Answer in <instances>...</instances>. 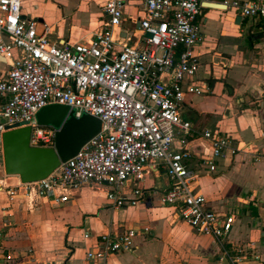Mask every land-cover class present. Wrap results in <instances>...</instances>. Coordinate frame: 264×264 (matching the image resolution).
<instances>
[{
  "label": "built area",
  "instance_id": "1",
  "mask_svg": "<svg viewBox=\"0 0 264 264\" xmlns=\"http://www.w3.org/2000/svg\"><path fill=\"white\" fill-rule=\"evenodd\" d=\"M142 1L137 43L118 45L115 32L122 26L124 0H103L100 28L88 41L76 43L51 42L50 27L25 18L20 0H0V60L8 66L0 78V192L22 197L28 207L42 200L60 207L70 202L74 191L107 187L108 206L117 211L137 207L148 193L141 186L145 177L161 168L169 186L152 192L159 203L172 207L197 236L220 245L221 256L214 264H241L248 255L226 246L238 214L208 208L193 187L198 177L187 166L192 153L173 149L177 135L182 136L180 145L199 135L209 144L210 156L202 161L207 174L217 171L219 160L245 149L233 147L218 130L199 134L182 118L188 96L209 92L207 84H194L200 66L195 49L204 41L197 17L205 0ZM224 7L264 28V0H234ZM48 105L66 106L76 117L97 118L100 132L46 179L11 184L3 171L2 135L30 127L31 147H53L56 130L35 121L36 113ZM252 158L264 160V151ZM137 236L153 234L148 228H129L96 235L85 257L106 264L110 256L132 252ZM3 238L0 228V241ZM0 254L3 262L12 260L10 254Z\"/></svg>",
  "mask_w": 264,
  "mask_h": 264
},
{
  "label": "crops",
  "instance_id": "2",
  "mask_svg": "<svg viewBox=\"0 0 264 264\" xmlns=\"http://www.w3.org/2000/svg\"><path fill=\"white\" fill-rule=\"evenodd\" d=\"M232 1L205 0L200 7L197 22L204 41L195 49L200 66L194 84H207L209 92L204 97L188 96L182 118L199 134L205 130H218L229 137L233 147L245 149L233 157L219 160L213 174H207L202 166V161L210 156V149L199 135L185 138L183 145L179 143L182 136L177 135L173 149H188L192 153L187 166L198 177L193 187L204 196L207 207L218 214H238L226 239L229 250H242L248 255L241 264H264V160L254 162L252 158L254 153L264 151V28L262 23L242 19L234 10L224 7ZM80 2L89 7L95 4L98 10L88 11L79 37L75 41L62 37L55 39L50 28L51 42H86L100 28L103 0ZM124 4L122 26L115 32V42L135 45L136 20L144 15L143 1L124 0ZM34 10H39V3L27 13L21 7L25 18H34L46 25L42 19L33 16ZM238 17L240 20L237 21ZM7 69L6 62L0 60V78ZM8 181L17 184L19 180L10 177ZM141 186L148 192L141 203L117 211L108 206L107 187L91 186L74 191L70 202L60 207L45 200L28 207L22 197L10 198L0 192V228L4 233L0 252L12 256L7 263L0 259V264H102L85 257L88 249L94 246V237L129 228H148L153 236H137L132 252L110 256L106 264H214L221 256L220 245L211 238L197 236L184 222L189 238L178 241L169 238L161 226L153 223L152 220L162 219L158 214L148 221L127 222L129 209L138 215L168 212L170 227L177 221L182 222L172 207L161 205L158 194L152 193H161L169 186V179L161 168L151 171ZM53 210H59V213L54 215ZM117 214L122 215L118 221L108 219ZM56 218L62 225V233L66 234L63 245L55 243L48 235ZM72 224L91 234V238H83L87 242L80 254L67 240L70 231L75 229ZM251 255L259 260L254 261Z\"/></svg>",
  "mask_w": 264,
  "mask_h": 264
},
{
  "label": "water",
  "instance_id": "3",
  "mask_svg": "<svg viewBox=\"0 0 264 264\" xmlns=\"http://www.w3.org/2000/svg\"><path fill=\"white\" fill-rule=\"evenodd\" d=\"M214 1L221 3L224 0ZM35 121L38 126L56 130L53 147H31L30 127L12 128L2 135L4 174L17 177L21 184L46 179L62 163L74 157L101 129L97 118L87 114L76 117L74 110L61 105L41 108L35 115Z\"/></svg>",
  "mask_w": 264,
  "mask_h": 264
},
{
  "label": "rangeland",
  "instance_id": "4",
  "mask_svg": "<svg viewBox=\"0 0 264 264\" xmlns=\"http://www.w3.org/2000/svg\"><path fill=\"white\" fill-rule=\"evenodd\" d=\"M81 0H21L22 11L27 13L30 9H33L35 3H39V10H34L33 16H37L42 19L46 25L53 29V38L58 39L60 37L64 39H69L75 41L84 29V21L86 15L88 16V11H97L96 5H82ZM77 12V13H76ZM204 97V96H203ZM207 101V100H204ZM100 195V193H97ZM54 215L59 213V210L52 211ZM154 214L162 216V219L152 220L154 224L158 227L164 229V234L169 238L178 240H186L189 238V231L185 228L184 223L177 221L173 226H169L168 221H170V216L168 212L156 211L151 214L144 215V212L138 215L134 210L129 209L126 215V220L135 221L138 219L141 222L148 221L151 216L153 218ZM122 215L112 216L108 219L112 221H118ZM151 218V219H152ZM151 223V224H153ZM75 226L67 238L70 245L75 249V252L80 254L81 250L86 247V242L83 240L84 229L77 227V224H72ZM52 237L55 243L62 244L65 241V233H62V225L57 221V218L53 220L51 224V230L48 234Z\"/></svg>",
  "mask_w": 264,
  "mask_h": 264
}]
</instances>
